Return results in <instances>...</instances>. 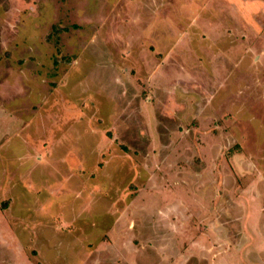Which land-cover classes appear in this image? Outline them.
I'll list each match as a JSON object with an SVG mask.
<instances>
[{"label":"rangeland","instance_id":"rangeland-1","mask_svg":"<svg viewBox=\"0 0 264 264\" xmlns=\"http://www.w3.org/2000/svg\"><path fill=\"white\" fill-rule=\"evenodd\" d=\"M0 264H264V0H0Z\"/></svg>","mask_w":264,"mask_h":264}]
</instances>
